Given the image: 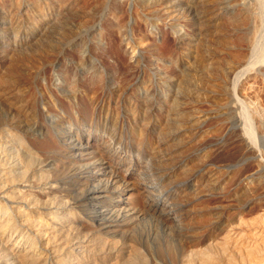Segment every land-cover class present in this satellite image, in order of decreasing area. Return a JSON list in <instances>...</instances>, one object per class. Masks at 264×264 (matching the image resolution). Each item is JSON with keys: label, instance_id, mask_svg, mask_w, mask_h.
I'll use <instances>...</instances> for the list:
<instances>
[{"label": "rangeland", "instance_id": "rangeland-1", "mask_svg": "<svg viewBox=\"0 0 264 264\" xmlns=\"http://www.w3.org/2000/svg\"><path fill=\"white\" fill-rule=\"evenodd\" d=\"M0 137L44 264H261L264 0H0Z\"/></svg>", "mask_w": 264, "mask_h": 264}, {"label": "bare ground", "instance_id": "bare-ground-1", "mask_svg": "<svg viewBox=\"0 0 264 264\" xmlns=\"http://www.w3.org/2000/svg\"><path fill=\"white\" fill-rule=\"evenodd\" d=\"M0 141H2V137H0ZM21 168L20 163L12 168L11 165L0 160V200H9L13 204L9 206L8 204L4 205L0 202V246L5 248L9 253L8 257H13L15 264H44V256H42L43 254L38 249V238H41L43 244H49L55 232L65 230L74 219L71 218L68 209L62 208L58 213L59 218L61 217L60 220H57V222L54 221L52 225H49V228L52 227L50 230L39 229V222L34 219V214L40 210L37 209L38 203L34 200H28L27 197L29 196L23 194L22 190L18 188L20 184L21 186L24 185L16 177V174H18ZM26 171L24 168L23 173H26ZM30 195L34 196L32 193ZM44 201L48 202V199ZM22 202L30 205L31 212H27L24 206L19 204ZM47 205L51 206V203L48 202ZM16 217L27 228V231H22V239L15 237V234L19 232L15 220L17 219ZM29 231H36L35 237ZM76 246L80 247L83 245L80 243L78 245L76 244ZM223 246L225 247V244ZM254 253L252 252L251 254L254 255ZM78 255L80 258H85L86 253L84 250H79ZM54 257L57 261L59 260L58 254L55 253ZM261 264H264V262Z\"/></svg>", "mask_w": 264, "mask_h": 264}]
</instances>
